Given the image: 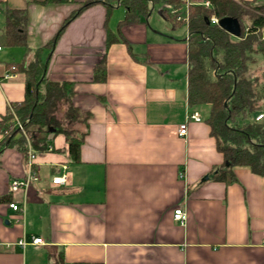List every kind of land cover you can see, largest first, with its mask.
<instances>
[{"label": "crops", "instance_id": "obj_1", "mask_svg": "<svg viewBox=\"0 0 264 264\" xmlns=\"http://www.w3.org/2000/svg\"><path fill=\"white\" fill-rule=\"evenodd\" d=\"M5 7L26 10L28 50L0 45V120L25 94L24 74L9 67L37 50L46 79L72 84L71 102L89 118L79 162L56 135L52 151L35 155L37 180L24 193L8 188L28 172L26 156L0 133V264H264V179L237 167L235 181L215 180L225 166L209 107L187 103V27L178 32L159 2L121 27L117 1L0 0ZM154 10L170 30L148 26ZM101 62L104 80L94 81ZM193 113L201 121L179 137ZM62 166L69 183L52 185Z\"/></svg>", "mask_w": 264, "mask_h": 264}, {"label": "trees", "instance_id": "obj_2", "mask_svg": "<svg viewBox=\"0 0 264 264\" xmlns=\"http://www.w3.org/2000/svg\"><path fill=\"white\" fill-rule=\"evenodd\" d=\"M115 1L126 9L120 27L146 17L148 2H159L175 9L184 3V0ZM204 1L209 2V7L202 4L188 7L187 103L190 107H209L205 121L225 166V170L217 172L215 180L224 181L229 177V181H235L232 170L237 167L247 168L264 179V119L254 121V116L264 111V40H261L264 0ZM44 2L58 3L62 0ZM0 15L3 19L0 45L28 50L26 10L5 7ZM212 16L236 18L241 27L239 38L211 24ZM103 62L94 68V81L104 80ZM9 68L24 74L25 94L24 99L11 105L0 120V133L4 136L2 145L6 143L26 156L25 139L17 128L16 118L36 154L46 152L51 140L60 134L68 146L70 161L79 162L89 114L73 106L72 84L46 79V63L40 58L39 50L25 65L19 63Z\"/></svg>", "mask_w": 264, "mask_h": 264}, {"label": "built area", "instance_id": "obj_3", "mask_svg": "<svg viewBox=\"0 0 264 264\" xmlns=\"http://www.w3.org/2000/svg\"><path fill=\"white\" fill-rule=\"evenodd\" d=\"M192 5L190 3V0H184V3L182 4V6L179 9H175L172 6L169 5H164L163 7V13L166 15H169L172 17V19L174 21H178L181 23L186 24L187 20H188V7ZM202 5H204L205 7H209V2L208 1H204L202 3ZM218 18L212 16L210 18V23L211 24H218ZM187 39V38H186ZM261 40H264V36H261ZM15 118V117H14ZM264 119V111L257 113L254 116V121L255 122H260ZM189 120H193V121H201L200 117L198 116L197 113H193V114H188L186 116V120L184 123L180 124L177 128V135L179 137H185L186 136V132H187V121ZM16 121V125L17 128L21 131L24 139H25V146H26V159H27V165H28V172L26 173V175L24 177H22L21 179H12L9 185V192L11 193H24L25 190L29 187V185L31 184V182L36 181L37 177H36V173L33 171L32 169V164L35 160V155L36 153L32 150L30 143H29V138L27 136V134L25 133V131L23 130V126L22 124L15 118ZM47 151H52V149H50L48 147ZM180 177H182V174H180ZM69 172L67 171L66 166H62V173L60 175H56L54 177L51 178V184L52 185H67L69 183ZM8 207L13 211V212H21L22 211V207L14 202L10 203L8 205ZM187 219V214L185 211H183L180 207H177L174 209L173 211V220L175 222H177L180 225H184ZM41 239L37 238V239H33L32 243L37 244L40 243ZM17 244L19 246H24L25 242L20 240L17 242Z\"/></svg>", "mask_w": 264, "mask_h": 264}, {"label": "water", "instance_id": "obj_4", "mask_svg": "<svg viewBox=\"0 0 264 264\" xmlns=\"http://www.w3.org/2000/svg\"><path fill=\"white\" fill-rule=\"evenodd\" d=\"M103 3V1H101ZM222 30L227 32L229 35L235 38H239L241 34V27L236 18L223 17L218 20L217 24ZM49 131H53L50 129Z\"/></svg>", "mask_w": 264, "mask_h": 264}, {"label": "rangeland", "instance_id": "obj_5", "mask_svg": "<svg viewBox=\"0 0 264 264\" xmlns=\"http://www.w3.org/2000/svg\"><path fill=\"white\" fill-rule=\"evenodd\" d=\"M111 2L116 3L115 0H108ZM195 1V0H193ZM122 11V8H120L119 12ZM116 14V13H115ZM150 23L148 22V26L149 27H153L155 25L161 27V28H165V29H171L170 25L167 23V21H165L162 17H160L159 15H157V11L154 10L153 13L150 15V17L148 18ZM178 32H186V26L184 23L181 24V26L179 27V29L177 30ZM183 33V34H184ZM201 106H206V105H201ZM208 116V115H207ZM205 118V117H204Z\"/></svg>", "mask_w": 264, "mask_h": 264}]
</instances>
